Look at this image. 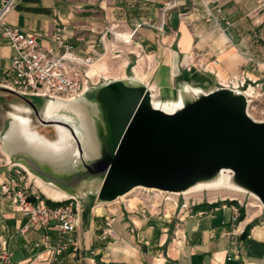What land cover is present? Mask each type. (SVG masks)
Masks as SVG:
<instances>
[{
	"label": "crops",
	"instance_id": "0c3cea01",
	"mask_svg": "<svg viewBox=\"0 0 264 264\" xmlns=\"http://www.w3.org/2000/svg\"><path fill=\"white\" fill-rule=\"evenodd\" d=\"M6 23L36 35L56 55L61 30L77 57H93L101 67H108L110 52L135 48L134 67L141 64L157 101H177L184 84L207 93L241 76L264 84L262 67L252 63L264 62V0H17ZM13 54L0 28V150L14 109L30 108L1 87L12 77ZM7 171L0 165V183ZM78 202V228L65 237L73 243L54 260L34 245L47 234L55 245L57 231L31 223L0 188V264H264V209L245 199L183 201L169 216L160 203L130 196L103 205L95 197Z\"/></svg>",
	"mask_w": 264,
	"mask_h": 264
},
{
	"label": "water",
	"instance_id": "95a60500",
	"mask_svg": "<svg viewBox=\"0 0 264 264\" xmlns=\"http://www.w3.org/2000/svg\"><path fill=\"white\" fill-rule=\"evenodd\" d=\"M20 97L34 113L29 128L54 129L58 143L17 137L13 115L2 150L71 199L95 197L103 205L140 187L177 196L226 188L264 209V121L250 117L240 90L207 93L184 84L177 101H154L148 86L130 77L71 102L47 99L42 112Z\"/></svg>",
	"mask_w": 264,
	"mask_h": 264
},
{
	"label": "built area",
	"instance_id": "2783aa9c",
	"mask_svg": "<svg viewBox=\"0 0 264 264\" xmlns=\"http://www.w3.org/2000/svg\"><path fill=\"white\" fill-rule=\"evenodd\" d=\"M16 3L17 0H2L0 4L2 35L9 41L14 52L11 59L12 77L1 87L23 97L71 102L100 83V81L95 82L96 76L91 77L89 75V68L96 62V59L93 57L84 59L77 57L74 46L67 43L61 30L55 36V41L62 52L56 55L52 50L41 47L36 35L9 26L6 19ZM211 18L215 20L212 14ZM252 63L259 69L262 67L264 73V62ZM103 80L106 81V79ZM220 87L242 91L248 100V114L250 111L251 115H249L254 120L256 119L253 114L264 115V84L262 81L241 76L231 79L225 84H220ZM250 88L253 89V92L248 95L247 92ZM256 121H264V119ZM6 165L11 167L8 170L7 180L0 183L2 194L31 223L39 225L45 230L57 231L58 238L55 245L52 244L51 237L48 234L34 245L36 249L44 248L50 251L53 259L56 260L73 243L72 240L65 241V237L78 228L80 211L78 200L68 198L60 201V203L66 202L64 204L50 207L38 190L28 185V179L24 174V172L27 173L26 170L22 167L19 170L20 166L17 164H7L6 162ZM162 193L158 209L163 208V204L168 201L173 202L175 206L179 205L178 201H173L170 198L174 195ZM188 207L186 203L181 205V208ZM239 217L240 213L237 212L235 220ZM110 222L112 221L107 220L106 222L108 228H110ZM108 232L109 229L105 231V233Z\"/></svg>",
	"mask_w": 264,
	"mask_h": 264
},
{
	"label": "rangeland",
	"instance_id": "374dc122",
	"mask_svg": "<svg viewBox=\"0 0 264 264\" xmlns=\"http://www.w3.org/2000/svg\"><path fill=\"white\" fill-rule=\"evenodd\" d=\"M133 51H136V49L131 48V49L125 50L123 52L122 51L121 52H110L106 58V64L108 66V69L109 68L110 69L108 70L107 75L100 74V75L96 76L97 79L95 80V82L100 81V83L98 84V85H100V84L104 83L103 79L107 80V78L108 79H114V78H122L124 76L127 78L134 77L132 70H133V67L136 66L139 58H137V56L131 54V53H133ZM126 60L130 61V64L127 68L123 66L124 62H126ZM89 71H91V68ZM141 74L143 75L144 73H141ZM30 102L34 104V106L36 107V109L39 112H42L44 110L48 100L45 98H31ZM263 108H264V106H263ZM253 117L256 120L264 119L263 114H259V115L253 114ZM33 126L35 128H37L39 131H44L43 133L46 135V137L51 138L52 140H55L56 133H55L54 129L44 128V127L40 126L39 124H37V122H35L33 124ZM1 160H3V161H1ZM6 162H7V164H10L6 160V157L4 156L3 151L0 150V165H3L2 169H4L5 171L9 170V168L11 167L9 165H6ZM11 163L16 164L13 161H11ZM18 169L21 170L22 168L20 167ZM24 174L28 179V185L35 187V189L38 190V192L40 193V195L42 197L45 196L41 192L44 190V188L49 189V187H50L51 189H56L53 186L44 184L42 181L41 182L43 185H40L37 181V177H35L34 175L30 176V174L28 172L27 173L24 172ZM150 194L148 195V193L146 191L137 190V191L133 192L132 194H130V198L136 199L137 201L144 200V201H146L148 206H150L151 204L153 205L155 202L161 203V198H162L161 195H158L155 193L154 194L150 193ZM221 198L245 199V203H252V202L254 203L255 202L253 197H250L248 195L236 194L232 191H229L228 189H212V190L202 191L201 193H195V194H190V195H185V196H174V197L171 196V199L173 201H177L179 199V204H181L183 201L184 202L189 201L190 203H192V202L198 201L200 199L214 201L216 199H221ZM64 199H65V197H64ZM173 207H174V204H172L170 202H167V203L165 202L163 204V208L166 209L167 216L170 215V210H172Z\"/></svg>",
	"mask_w": 264,
	"mask_h": 264
},
{
	"label": "bare ground",
	"instance_id": "6f19581e",
	"mask_svg": "<svg viewBox=\"0 0 264 264\" xmlns=\"http://www.w3.org/2000/svg\"><path fill=\"white\" fill-rule=\"evenodd\" d=\"M124 67H126L127 66V63L126 62H124V65H123ZM140 67H141V64H139V66L138 67H134V69H133V74H134V78H136V79H138V80H140V81H142V82H144L145 83V75L143 76L141 73H140ZM90 68H91V71H89V75L91 76V77H93V76H98V75H100V74H105V75H107V73H108V70L110 69H108V67H101V66H96V62H94L91 66H90ZM90 68H89V70H90ZM124 78H126V77H124ZM108 79V78H107ZM224 82V84L226 83L225 81H223ZM148 86V85H147ZM148 88L152 91V95H153V99H154V101H157L156 100V88L155 87H153V86H148ZM252 92H253V89L252 88H250L249 90H248V92H247V94L248 95H250V94H252ZM52 104L50 105V107H49V111H51V109H52ZM249 114L251 115V113H250V111H249ZM31 115H32V109L31 108H16V109H14V116H15V118L17 119V121H16V123L14 124V134L18 137V135H20V134H23L24 135V137H26L27 139H33V138H35V137H37V138H39V139H43L46 143H49L50 145H57V143H58V140L56 139V140H52L51 138V140L49 139V138H47L46 137V135L43 133V132H40V134L38 133V132H36L35 130H32V129H30L29 128V126L27 125V123H29L30 122V117H31ZM23 125H24V127H23ZM42 134V135H41ZM45 136H44V135ZM41 135V136H40ZM43 136L44 137H46L47 139H45V138H43ZM3 154H4V156L6 157V160L8 161V163H11V159H10V157L5 153V152H3ZM18 166H20V167H22L24 170H26L29 174H30V176H33L24 166H22V165H20V164H17ZM37 181H38V183L40 184V185H43L42 184V182H41V180L40 179H38L37 178ZM50 189V190H49ZM49 189H45L44 188V190H43V193L46 195V196H48V197H50L51 199H54V200H56V201H62V199L65 197V199H68L69 197L65 194V193H63V192H61L60 190H58V189H51L50 187H49ZM219 189H226V188H219ZM137 190H142V191H146V192H148V193H155V194H158V195H162L163 193L161 192V191H158V190H150V189H146V188H136V189H134L132 192H130L129 194H127L126 196H123L122 198H121V200H123V201H125L129 196H130V194H132L133 192H135V191H137ZM229 190V189H228ZM203 190H201V189H197V190H195V191H193V192H191V193H189V194H187V195H190V194H195V193H201ZM229 191H232V190H229ZM232 192H234V193H236V194H240V195H245V194H243V193H240V192H236V191H232ZM172 195V194H171ZM174 196H177V195H174ZM174 196H172V197H174ZM170 198H171V196H170ZM254 200H255V202L253 203H250V207L251 208H261V209H263V206L261 205V203L260 202H258L255 198H254ZM168 202H170V201H168ZM170 203H172L173 204V202H170ZM100 209H101V207H99Z\"/></svg>",
	"mask_w": 264,
	"mask_h": 264
},
{
	"label": "trees",
	"instance_id": "16d2710c",
	"mask_svg": "<svg viewBox=\"0 0 264 264\" xmlns=\"http://www.w3.org/2000/svg\"><path fill=\"white\" fill-rule=\"evenodd\" d=\"M44 198V197H43ZM45 199V198H44ZM46 200V199H45ZM46 203H47V205H49L50 207H57V206H60L61 204H64V203H66V202H64V203H60V202H53V201H50V200H46ZM229 203H232V202H229ZM212 205H214V204H212ZM243 213H244V211H243Z\"/></svg>",
	"mask_w": 264,
	"mask_h": 264
}]
</instances>
